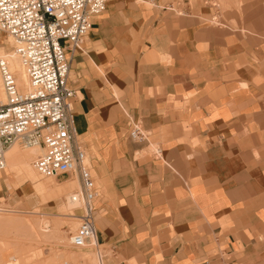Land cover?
Segmentation results:
<instances>
[{
    "label": "crops",
    "instance_id": "obj_1",
    "mask_svg": "<svg viewBox=\"0 0 264 264\" xmlns=\"http://www.w3.org/2000/svg\"><path fill=\"white\" fill-rule=\"evenodd\" d=\"M70 66L106 264H264V0H110Z\"/></svg>",
    "mask_w": 264,
    "mask_h": 264
},
{
    "label": "built area",
    "instance_id": "obj_2",
    "mask_svg": "<svg viewBox=\"0 0 264 264\" xmlns=\"http://www.w3.org/2000/svg\"><path fill=\"white\" fill-rule=\"evenodd\" d=\"M109 1L0 0V31L16 40L15 49L30 80L29 90L19 92L7 63L0 62L9 93V101L0 104V169L4 167L5 150L19 141L25 147L42 148L34 166L43 176H77L79 188L73 198H80L82 213L70 242L77 249L91 246L96 257L94 264H106L108 251L94 240L95 177L78 137L72 112L75 90L68 79L70 54L82 46L93 16L104 11ZM130 136L137 142L146 140L138 123L133 125ZM152 151L159 153V149Z\"/></svg>",
    "mask_w": 264,
    "mask_h": 264
},
{
    "label": "rangeland",
    "instance_id": "obj_3",
    "mask_svg": "<svg viewBox=\"0 0 264 264\" xmlns=\"http://www.w3.org/2000/svg\"><path fill=\"white\" fill-rule=\"evenodd\" d=\"M0 38L5 40L9 39L8 34L1 31ZM14 45L15 42L13 44L12 41L11 43L0 45V56H2L1 54L5 55L4 53H9L14 50ZM19 90L26 92L24 88H19ZM0 93L1 99L3 98V102H0V104L5 103L6 92L3 86H1ZM12 147H16L20 154L33 148H25L20 143H16L9 148ZM37 154L38 152L31 157V167H33L32 163ZM2 170L7 171L9 174L5 182H3L2 188H0V199L3 200V208L15 211H0V253L4 250L2 246L10 250L6 258H3L0 254V264H5V262L13 258H18L20 264H46L50 260V264H64L65 262L73 264H94L96 257L91 246L83 251L74 249L69 240L70 235L79 226V216L82 211L81 208L65 211L63 203L66 195L76 191L79 188V184L73 189H67L63 194L64 196L62 195L59 198L55 197L44 201L42 196L36 191L34 185L40 182L50 184L52 177L37 174V181L33 182L32 180H24L23 175L17 176L14 170H9L7 167H4ZM72 178H77V176H72ZM64 179L60 178L58 181L62 182ZM32 211L35 213H32ZM63 213H66V215H62ZM27 220H30L31 224H28ZM43 221H48L50 227L47 229L50 230L45 231L40 228ZM33 230L38 232L37 235H35ZM36 237H38V240ZM53 257H56L57 261H54ZM52 260L53 263H51Z\"/></svg>",
    "mask_w": 264,
    "mask_h": 264
},
{
    "label": "bare ground",
    "instance_id": "obj_4",
    "mask_svg": "<svg viewBox=\"0 0 264 264\" xmlns=\"http://www.w3.org/2000/svg\"><path fill=\"white\" fill-rule=\"evenodd\" d=\"M8 37H9V39H7V40L0 38V45L8 44L9 42L11 43V41H12L13 44L15 42L14 50H12L9 53H4L5 55L1 54L2 56H0V57H3V58H0V62L1 61H5L7 63L8 68H9L11 74L15 77V81H16V84H17L18 91L21 92L19 90V88L20 89L24 88V89H26L24 91L27 92V90L30 87L29 76H28L27 71H26V68H25V66L23 64L22 58L20 57V55L18 54V52L15 49L16 48V43H17L16 40L11 35H9V34H8ZM0 75H1L0 76V92H1V86H3L4 87V90L6 92V102H7V101H9V93H8L6 87H5L4 77H3V74H2V71H1V66H0ZM1 83H2V85H1ZM22 93H25V92H22ZM0 102H3V98L1 99V93H0ZM16 143H20L22 146H24L19 141L16 142ZM16 143H14V144H16ZM31 147H33V148L30 149V150H28L27 152H25L23 154H20L18 152V149L16 147L7 148L5 150V154H4V167H7L9 170H11V169L14 170L15 173L17 174V176L23 175L24 176V180L27 179L29 181L32 180L33 182H36L37 181L36 179H37L38 175H42V174H40L36 170V168L34 166V161L37 158V156H39V155H41L43 153V150L38 145L31 146ZM31 147H25V148H31ZM37 152H38V154H37V156L35 157V159H34V161L32 163L33 164V167H31V165H30L31 157L33 156V154H36ZM2 169H0V170H2ZM55 178H57V177H52V179L50 181V184L41 183L40 182V183L34 185L35 188H36V191L42 196V199L44 201L47 200V199L55 198V197L59 198V196H62L67 191V189H68V183L58 182ZM75 182H77V181H75ZM73 183H74V181L72 182V184ZM78 184H79V182H78ZM74 192H72L71 194H67L66 195L65 201L63 203L64 210L65 211H72L74 208H81V200H80V198H73ZM0 211H15V210H9V209L3 208V200L0 199ZM81 211H82V209H81ZM32 213H35V212L32 211ZM62 215H66V213H63ZM71 216H73V214H71ZM80 216H79V220H80ZM0 221H1V219H0ZM27 223L28 224H31V221L30 220H27ZM49 227H50V225L48 224V221H43V224L40 226V228H42L45 231L50 230V229H47ZM75 231L73 233H75ZM33 232L35 233V235H37V233H38L37 231L35 232V230H33ZM71 235H70V237H71ZM37 238L38 237H36V239ZM39 240H41V239H39ZM69 240H70V238H69ZM70 244H71V242H70ZM71 246H72V244H71ZM2 247L4 248V250L0 254H1V256L3 258H6L8 256V254H9L10 250L7 247H4V246H2ZM73 248L74 249H77L75 247H73ZM84 248H86V247H84ZM84 248H81V249H78V250H82ZM33 256H35V255H33ZM29 257H31V256H29ZM32 258H34V257H32ZM25 259L28 261L27 258H25ZM56 259H57L56 257H53V260L54 261ZM53 260H52L51 263H53ZM50 261H48L46 264H48V263L50 264ZM30 262L32 263V261H30ZM5 264H20V262H19V259L18 258H13L12 260L5 262Z\"/></svg>",
    "mask_w": 264,
    "mask_h": 264
}]
</instances>
